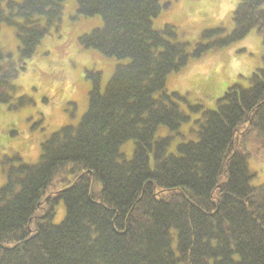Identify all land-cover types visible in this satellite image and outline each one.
<instances>
[{"label":"trees","instance_id":"trees-1","mask_svg":"<svg viewBox=\"0 0 264 264\" xmlns=\"http://www.w3.org/2000/svg\"><path fill=\"white\" fill-rule=\"evenodd\" d=\"M63 2L0 0V26H13L18 40L17 60L0 48L8 110L29 104L14 99L15 79L58 29ZM167 7L75 0L79 15L102 21L79 45L127 61L102 89L100 71H86L85 112L45 138L35 161L16 153L0 162V264H264V184H251L250 156L238 145L253 133L264 149V67L248 86L228 87L214 109L185 111V95L165 88L169 74L252 29L264 44V0H238L232 30L210 29L192 46L173 25L153 26Z\"/></svg>","mask_w":264,"mask_h":264},{"label":"rangeland","instance_id":"rangeland-1","mask_svg":"<svg viewBox=\"0 0 264 264\" xmlns=\"http://www.w3.org/2000/svg\"><path fill=\"white\" fill-rule=\"evenodd\" d=\"M169 2L153 20L155 28L171 24L182 39L191 46L204 41L203 32L233 28L232 14L238 0H161ZM58 29L44 36L35 53L25 61L24 70L15 79L14 99L26 96L29 104L11 111L0 104V162L19 154L23 161L37 159L40 143L53 131L65 124H76L87 108L91 79L86 71H100V89L107 83L116 64L127 59L106 57L92 48H82L78 37L102 23L99 16H82L76 12L75 0H64ZM18 40L13 26H0V48L18 59ZM264 67V44L252 29L245 37L228 46L211 49L198 60L190 61L182 70L166 78L167 91L185 95L182 109L187 104H200L204 109L216 108L217 99L235 84L248 86V76L256 68ZM191 118H195L191 115ZM186 129V127H183ZM189 138V137H188ZM238 145L249 153V167L254 172L251 184H264V149L253 133ZM127 158L131 142L122 146ZM0 164V186L4 182ZM59 205L53 222L63 217Z\"/></svg>","mask_w":264,"mask_h":264}]
</instances>
